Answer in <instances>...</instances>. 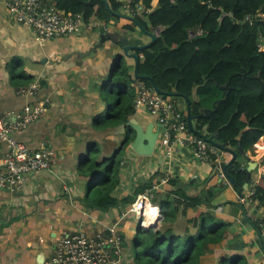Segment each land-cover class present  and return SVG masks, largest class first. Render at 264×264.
<instances>
[{"label": "crops", "instance_id": "obj_1", "mask_svg": "<svg viewBox=\"0 0 264 264\" xmlns=\"http://www.w3.org/2000/svg\"><path fill=\"white\" fill-rule=\"evenodd\" d=\"M116 1L123 7L129 2ZM158 1L152 0L153 8ZM5 2L0 0V115L7 116L12 123L22 117L25 109L30 111L32 106L45 101L46 111L25 130L15 131L13 138L30 150L49 149L52 165L48 171L25 175L22 188L17 192L0 189V264H40L51 256L63 233L83 231L94 234L120 218V264H134L133 239L138 221L128 214V208L140 194L141 184L149 179L156 182L165 176L175 178L187 196L200 195L204 190L216 194L211 212L226 224V230L223 240L209 247L210 252L201 258V264L208 261L217 264L222 256L232 258L236 255L244 256L247 264H264L261 241L248 220L264 219V205L258 207L255 202L245 203L251 187L264 181V144L254 152L247 151L240 159L242 167L251 169L248 186L241 191L242 199L216 167L213 169L211 164L198 162L191 150L179 143L174 144V152L169 158L157 146L150 157L138 156L127 146L121 154L119 185L110 194L119 201L118 205L104 212L85 209L83 200L89 192L90 177L80 173L84 160L103 162L100 169L103 171L111 157L118 155L117 150L123 148L126 135L120 134L118 126L128 120H135L143 127L149 123L155 128L159 125L156 118L145 111L135 112L123 123L108 125L106 116L114 105L113 93L119 92L118 87L111 84L112 67L120 62L129 77L133 74L135 61L124 56L121 47L111 41L105 42L96 52H87L106 35L113 38L125 36L130 45L137 46L148 44L151 39L138 30L129 35L117 34L114 20L104 30H82L38 43L33 31L21 27L9 16ZM138 2L141 4V0ZM142 60V57L138 58V64ZM11 66L16 67V75L22 72L33 78L29 85H39L34 97L17 93L25 87L19 88L11 81ZM135 82L130 83L133 93ZM130 91L126 89L125 92ZM169 99L175 101L185 115V100ZM197 100L194 98L193 101ZM205 102L208 105L212 101ZM112 129L116 134L107 135L106 132ZM130 134L129 137L134 136ZM6 153L7 147L2 144L0 163ZM215 158V166H218L228 162L231 156L219 151ZM177 190L168 184L161 186L157 191L162 192L157 202L163 201L166 193ZM193 216L194 211L188 209L186 218ZM162 219L163 216L159 223L151 224V228L159 229ZM167 225L180 234L186 227L180 215Z\"/></svg>", "mask_w": 264, "mask_h": 264}, {"label": "trees", "instance_id": "obj_2", "mask_svg": "<svg viewBox=\"0 0 264 264\" xmlns=\"http://www.w3.org/2000/svg\"><path fill=\"white\" fill-rule=\"evenodd\" d=\"M42 1L69 17L80 15L85 22L98 21L107 26L115 20L119 35H129L135 30L144 34L160 30L149 47L134 51L143 59L137 66L138 74L151 77L161 92L175 91L187 98L191 102V115H198L201 109L211 110L213 102L219 100L217 110L206 118L196 119L193 126L199 132L205 130L207 136L218 131V142L229 144L238 155L236 168L242 166L240 159L247 151L254 152L264 144V47L259 48V37H264V23L260 21L264 18V0H159L155 8L152 0H141V4L129 0L133 16L123 14V5L116 0ZM247 16L250 23L244 22ZM197 30L201 34L190 38L189 32ZM15 68L11 66L10 71L16 86L32 83L33 78L22 72L16 75ZM111 73V84L119 92L113 93L114 105L106 116L109 126L123 123L135 113V96L125 66L117 62ZM140 82L151 86L148 80ZM223 86L228 88L222 90ZM126 89L131 91L126 93ZM194 98L198 100L193 101ZM206 100L212 102L207 105ZM133 138L126 134L123 148L106 163L104 175L100 172L103 162L85 159L81 164L80 173L90 177L89 192L83 200L85 209L104 212L118 205L119 201L110 194L119 185L121 154ZM215 159L211 157L213 169ZM232 176L233 189L242 191L247 181L245 167L233 171ZM152 181L141 184L139 192L150 188ZM167 184L178 190L166 193L159 203L157 197L162 192L153 194L151 203L161 211L162 226L157 229L138 225L133 239L134 264H201V258L210 252L209 247L219 244L226 230V224L211 212L216 194L204 190L200 195L187 196L175 178L168 177ZM248 201L258 207L264 205V181L251 187L245 203ZM188 209L194 211L190 219L186 218ZM177 215L186 223L181 234L167 225ZM248 220L264 250V219ZM217 264H247V261L242 255L222 256Z\"/></svg>", "mask_w": 264, "mask_h": 264}, {"label": "built area", "instance_id": "obj_3", "mask_svg": "<svg viewBox=\"0 0 264 264\" xmlns=\"http://www.w3.org/2000/svg\"><path fill=\"white\" fill-rule=\"evenodd\" d=\"M129 4L130 1L122 11L128 16H133ZM5 5L9 16L21 27L33 31L38 43L67 37L82 30L105 29V25L98 21L85 22L80 15L69 17L42 0H6ZM260 21L264 23V18ZM244 22L250 23L251 18L247 16ZM159 32L160 30H157L154 34L158 36ZM200 34V30L189 32V37L193 38ZM259 39L261 49L264 47V37ZM38 90L39 85L33 83L21 88L17 93L34 97ZM134 94L133 110L148 112L162 126V133L157 139L156 146L162 149L166 157L172 156L174 144L179 143L182 147L189 148L198 162L212 163L211 157L217 156L219 150L188 129L185 115L180 112L175 101L163 97L151 86L140 81L134 84ZM45 111L46 102L41 101L33 106L32 111L25 109L22 117L12 123L8 121L7 116L0 115V146L5 144L7 147V153L0 163V189L11 193L17 192L22 188L25 175H36L50 170L52 152L49 149L41 147L39 150H30L13 138L15 131L25 130ZM216 169L219 171L218 166ZM220 174L222 177V173ZM167 182V176L153 182L150 188L140 193L129 206L128 214L136 218L138 225L149 227L160 222L162 217L160 209L151 203V198ZM120 221L121 218L107 229L94 234L83 231L63 233L56 241L51 256L42 264H120L122 257V239L118 233ZM262 236L264 237L263 231Z\"/></svg>", "mask_w": 264, "mask_h": 264}, {"label": "water", "instance_id": "obj_4", "mask_svg": "<svg viewBox=\"0 0 264 264\" xmlns=\"http://www.w3.org/2000/svg\"><path fill=\"white\" fill-rule=\"evenodd\" d=\"M147 35L150 37L151 41L148 44L141 45V46L130 45L128 40L125 38V36H120L117 38H113L109 35L102 36L99 39L98 43L95 44L87 53L90 54L91 52H96V50L99 49L107 41H111L113 43H116L121 47L124 56L131 57L135 61V68H134L133 74H132V76L128 77L131 82L148 80L150 82L152 88L157 93H159L160 95L167 96L169 98L170 97H181V98H183L186 102L185 122H186L188 129L193 134L198 136L199 138L205 140L212 147L216 148L219 151L226 152L231 156V159L228 162L220 163L218 165V169H219L220 173H222L224 178L229 182V184L231 186H233L234 185V178L232 176L233 171H236V170L239 171V170L243 169L242 166H240L239 168H236L234 166V162L237 159L238 155L235 153V151H233L229 147V144H220L218 142V138H219L218 131L207 136L205 134V130H203L202 132H199L193 126V123L196 119L206 118L210 114H213L217 110V103H219L220 101L219 100L215 101L212 105L211 110L201 109L198 115H191V111H190V105L191 104L187 98L183 97L181 94H179L175 91L171 92V93L161 92L157 88V86L154 84L153 79L151 77L140 76L138 74V71H137L138 57L132 52H134L135 50H142V49L149 47L157 38V35H155L154 33H147ZM227 88H228L227 86L221 87L222 90H226ZM124 90L125 89H123V91ZM32 109H33V106L31 107L30 111ZM118 129H119V131H121L120 134H123V135H126L125 131H128L130 129V132L134 134V138L128 146L135 154H137L138 156H143V157H150L154 153L155 146L157 143V139L159 138V136H161V133H162V126L161 125H158L155 128L153 123H149L147 126L143 127V126L139 125L138 123H136L135 120H128L127 122H125V124L118 126ZM130 132L128 131L127 135H131ZM106 134L111 135V134H116V133H115L114 129H112V130H108L106 132ZM123 145H124V142H123L122 146ZM245 171L247 173V181L243 186L244 189H246L248 186L249 175H250L251 169L246 168ZM237 195L240 199L243 198L241 191H239L237 193ZM149 227L151 228V226H149ZM42 262L40 264H42Z\"/></svg>", "mask_w": 264, "mask_h": 264}, {"label": "rangeland", "instance_id": "obj_5", "mask_svg": "<svg viewBox=\"0 0 264 264\" xmlns=\"http://www.w3.org/2000/svg\"><path fill=\"white\" fill-rule=\"evenodd\" d=\"M178 102H180V100L179 99H176ZM112 103V101L111 102H109V104H111ZM100 172L102 173V175H104L105 174V170H100ZM101 181H102V179H101ZM212 263V261H208V263H205V264H211Z\"/></svg>", "mask_w": 264, "mask_h": 264}, {"label": "flooded vegetation", "instance_id": "obj_6", "mask_svg": "<svg viewBox=\"0 0 264 264\" xmlns=\"http://www.w3.org/2000/svg\"><path fill=\"white\" fill-rule=\"evenodd\" d=\"M135 112V111H134Z\"/></svg>", "mask_w": 264, "mask_h": 264}]
</instances>
